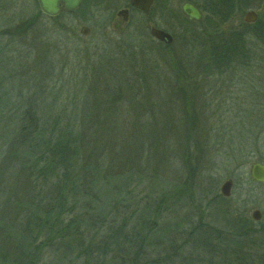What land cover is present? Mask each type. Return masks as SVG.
I'll return each instance as SVG.
<instances>
[{
  "label": "rangeland",
  "instance_id": "374dc122",
  "mask_svg": "<svg viewBox=\"0 0 264 264\" xmlns=\"http://www.w3.org/2000/svg\"><path fill=\"white\" fill-rule=\"evenodd\" d=\"M181 1L173 0L167 12L155 7L150 15L155 25L172 34L168 47L152 38L148 19L133 14L129 22L118 21L116 11L104 9L99 0H81L75 12L56 18L38 14L35 0H0V189L4 194L0 191V203L7 200L1 206L7 219L14 214L11 198L14 202L21 194L20 179L13 175L17 156L13 157L9 148L13 113L33 103L45 115L48 111L67 114L73 103H113L114 99V103L171 106V116L164 119L169 127L160 130L159 119L153 120L147 137L133 132L127 149L132 152L121 154L116 170L132 168L144 175L140 178L141 196L136 197L143 206L161 209L169 193L166 213L160 210L155 217L158 224L219 228L232 218H250L253 209H259L264 217V184L248 182L250 165L264 163V44L248 34V61L234 60L222 70L206 69L205 37L199 33L207 27L203 22L210 15L203 12L202 23L189 22L179 10ZM194 1L204 4V0ZM236 3L231 17L218 23L220 31L240 28L247 23L243 18L250 10L264 19V0ZM84 26L89 28L86 35L81 33ZM124 58L132 59L131 68ZM134 90L144 95L146 102L139 95L133 98ZM179 103H185L195 115L189 121L193 123L191 136H187L190 143L182 140L185 129L175 123ZM89 105L94 110V105ZM105 124L115 127L107 120ZM88 154L93 160L99 156L102 171L112 172L105 168L109 163L103 159L102 148ZM226 179H231L233 186L231 195L222 200L219 187ZM222 209L230 216L219 213L218 219L215 211ZM187 231L176 239L174 252L164 264L220 262L225 250L222 245L209 255L202 254L194 249L199 232L188 237ZM252 239L255 257L251 264H264V248L257 246L264 242V232ZM227 254L230 257L231 252ZM39 264L59 263L44 250Z\"/></svg>",
  "mask_w": 264,
  "mask_h": 264
},
{
  "label": "trees",
  "instance_id": "16d2710c",
  "mask_svg": "<svg viewBox=\"0 0 264 264\" xmlns=\"http://www.w3.org/2000/svg\"><path fill=\"white\" fill-rule=\"evenodd\" d=\"M190 1L210 15L207 22H200L207 27L199 33L205 37L206 69L222 70L234 60L243 64L248 61L251 53L246 42L248 34L264 44L261 17L253 23H243L238 29L227 32L218 29V23H225L233 14L237 0H204L203 6ZM37 11L41 14L38 7ZM130 61L124 58L123 62L129 67ZM137 93L134 90L132 97L139 95L145 101L144 95ZM114 100L113 103H73L72 111L67 114L63 111L62 115L53 111L45 115L33 103L13 113L9 148L10 154L14 151L11 155L17 156L13 175L20 179L21 194L19 198L15 196L14 202L11 198L15 207L10 219L4 216L5 208L1 207L7 200L0 203V264H39L44 250L59 264H164L174 252L176 239L187 230L188 237L199 232L194 249L198 248L202 254L209 255L218 245L225 248L223 253L219 250L222 258L216 264H251L255 257L252 237L264 232L260 229L264 217L257 222L232 218L219 228L207 225L203 228L200 224L183 228L179 224H158L155 219L160 210L166 213L169 193L164 192L167 194L161 209H152V204L143 206L136 200L144 175L132 168L123 173L116 171L118 160L121 154L132 152L127 149L133 132L140 131L145 138L154 125L153 120L159 119L160 130L169 127L164 119L171 116V106L114 103ZM89 104L94 105V110ZM179 104L175 123L185 129L184 135H180L182 140L190 143L187 136H191L193 123L189 121L195 115L192 110L190 114L185 103ZM112 114L114 119L109 121ZM105 120L115 127L107 126ZM106 128L108 131H104ZM100 148L105 152L103 159L107 158L109 163L105 168L112 170L110 173L100 168L99 156L93 160L88 154H95ZM84 151L89 152L83 155ZM145 178L149 180L147 175ZM151 182L155 183L156 178ZM248 182L254 181L248 177ZM163 183L167 185L166 181ZM3 195L0 194V199ZM221 199L226 198L221 196ZM219 213L230 216L225 209L216 210L218 219ZM257 246L264 248V242Z\"/></svg>",
  "mask_w": 264,
  "mask_h": 264
},
{
  "label": "water",
  "instance_id": "95a60500",
  "mask_svg": "<svg viewBox=\"0 0 264 264\" xmlns=\"http://www.w3.org/2000/svg\"><path fill=\"white\" fill-rule=\"evenodd\" d=\"M40 12L48 17H56L61 12L73 13L75 12L80 4L81 0H36ZM152 0H131V4L137 8H140L144 13H147ZM181 13L185 16L188 21H201V12L190 2L184 1L179 7ZM126 11H120L117 16L122 17L126 20ZM257 14L255 11L250 10L245 13L243 20L247 23L255 22ZM88 27L84 26L81 29L83 35L88 34ZM150 35L158 41L166 44L172 42V36L162 29L151 26L149 29ZM250 178L260 184H264V163L253 162L248 170ZM233 181L226 179L219 187V192L223 197H229L231 194V188ZM250 218L253 221H259L262 218V213L259 209H253L250 213Z\"/></svg>",
  "mask_w": 264,
  "mask_h": 264
},
{
  "label": "flooded vegetation",
  "instance_id": "af4514ba",
  "mask_svg": "<svg viewBox=\"0 0 264 264\" xmlns=\"http://www.w3.org/2000/svg\"><path fill=\"white\" fill-rule=\"evenodd\" d=\"M156 1L157 0H152V3L150 5L149 10H148L147 13H144L140 8H137V7L133 6L131 4V0H99V4L102 5V6H104V9H106L108 11H116V16H117V13L118 12H120V11H126L127 12L126 13V15H127L126 20H123L122 17L117 16L118 21L129 22L130 21V18H132V16H133V14L140 15L144 19H146V20L148 19L147 25L149 26V29H150L151 26L156 27V28H159L157 25L154 24V20L151 19L153 16H150L151 13H152V11L155 10L154 8L155 7H158L159 10L167 12L172 7L171 5H172V2H173V0H160L161 2L157 6L156 5ZM184 1H187V2L192 3L201 12L202 18H203V11L199 7H197L194 4V2H192L190 0H182L180 2V4L182 2H184ZM180 4H179V7H180ZM159 29H162L165 32H168L172 36V34L167 29H163V28H159ZM172 39H173V37H172ZM157 42H159V41H157Z\"/></svg>",
  "mask_w": 264,
  "mask_h": 264
}]
</instances>
